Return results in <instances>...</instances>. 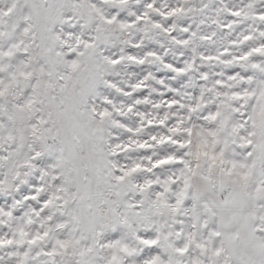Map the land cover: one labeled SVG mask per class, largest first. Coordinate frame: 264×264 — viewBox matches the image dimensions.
<instances>
[{"label": "snow or ice", "instance_id": "snow-or-ice-1", "mask_svg": "<svg viewBox=\"0 0 264 264\" xmlns=\"http://www.w3.org/2000/svg\"><path fill=\"white\" fill-rule=\"evenodd\" d=\"M0 264H264V0H0Z\"/></svg>", "mask_w": 264, "mask_h": 264}]
</instances>
